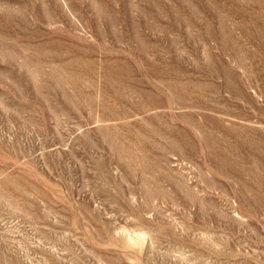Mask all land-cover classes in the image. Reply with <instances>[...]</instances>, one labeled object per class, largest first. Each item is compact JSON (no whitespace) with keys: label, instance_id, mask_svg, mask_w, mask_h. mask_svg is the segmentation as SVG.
<instances>
[{"label":"rangeland","instance_id":"obj_1","mask_svg":"<svg viewBox=\"0 0 264 264\" xmlns=\"http://www.w3.org/2000/svg\"><path fill=\"white\" fill-rule=\"evenodd\" d=\"M0 264H264V0H0Z\"/></svg>","mask_w":264,"mask_h":264}]
</instances>
